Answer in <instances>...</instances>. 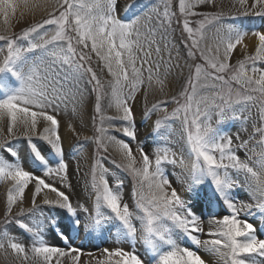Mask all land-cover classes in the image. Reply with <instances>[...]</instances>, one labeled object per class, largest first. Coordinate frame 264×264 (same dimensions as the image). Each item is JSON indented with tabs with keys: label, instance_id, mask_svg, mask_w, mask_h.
Listing matches in <instances>:
<instances>
[{
	"label": "snow or ice",
	"instance_id": "1",
	"mask_svg": "<svg viewBox=\"0 0 264 264\" xmlns=\"http://www.w3.org/2000/svg\"><path fill=\"white\" fill-rule=\"evenodd\" d=\"M199 5L220 10L194 12ZM223 6V0H179L180 16L185 17L183 33L187 35L181 42L184 47L177 49L167 40L168 26L175 15L167 11L170 0L164 13L168 25L155 10L145 12L146 6L139 0L126 3L123 16L118 14V0H0V133L6 128L9 137L27 139L36 169L28 170L18 162V152L11 141L0 142V150L9 154L7 159L0 157V182L9 185L4 223H11L14 207L19 208V214L42 211L39 198L43 205L65 210L73 231L82 224L87 232L114 227L117 243L135 245L139 239L147 246L144 255L135 247L128 250L123 246L85 254L72 245L57 220L49 218L65 246L45 239L43 221L37 219L29 224L17 219L19 227L31 235V244L21 242L8 231L0 233V251L6 258L12 257V264H211L202 258L200 249L214 256L215 264H264V239L258 237L252 223L240 216L253 205L240 201L238 206L233 196L234 189L246 187L257 201L255 207L264 213V31L252 32L254 51L242 53L243 59L233 66L231 58L247 33L223 24ZM230 6H238L244 15L264 17V0H232ZM189 15L203 17L195 30L186 19ZM13 21L25 24L19 34L13 30ZM165 50L167 62L162 55ZM153 52L161 56L159 61L153 59ZM182 59L185 63H181ZM189 60L194 72L190 71L182 89L172 96L176 106L169 111L167 102L158 101L145 112L147 116L163 109L162 117L155 120L156 129L161 128L162 121L169 120H179L182 128L179 156L173 152L170 159L168 149L157 148L153 160L143 144L135 150L131 147L137 139L134 104L138 94L146 98L148 90L165 94V87L174 83L172 74L182 78ZM217 84L220 92L201 94L215 89ZM233 88L240 97L235 105L251 103L258 111L259 123L248 139L239 133L235 137L225 134L220 127L229 112L232 120L240 118L231 100ZM86 93L87 100L95 94L93 124L96 115L103 113L105 102L108 109L115 110V115L96 129L102 134L96 137L97 151L109 153L112 149L118 155L119 160L113 158V163L135 182V207L123 200V181L112 174L110 182L109 168L93 163L90 195L94 207L91 211L83 208L89 215L82 221L69 196L56 186V180L62 186L68 181L58 116L62 106L67 108L71 103L83 129L88 116ZM69 128L79 140L76 127L69 124ZM110 130L121 132L128 140L117 139L109 134ZM257 136L260 151L241 160L233 150L234 139L239 141L236 148L247 152ZM33 138L47 142L48 155ZM10 158H17V162H9ZM164 163L181 168V183L187 184L188 198L167 178ZM30 185L31 207L26 210L22 205ZM205 189L210 194L208 203L216 200L226 209L223 215L209 218L207 232L192 201ZM84 255L88 258L84 259Z\"/></svg>",
	"mask_w": 264,
	"mask_h": 264
},
{
	"label": "rangeland",
	"instance_id": "2",
	"mask_svg": "<svg viewBox=\"0 0 264 264\" xmlns=\"http://www.w3.org/2000/svg\"><path fill=\"white\" fill-rule=\"evenodd\" d=\"M131 2L125 1V0H118V14L123 16L125 15L124 12V6L126 3ZM187 2V0H186ZM194 2V0H193ZM169 3V0H139V4L145 5L144 11L147 12L149 10H155V12L159 13V16L161 19L164 20L165 25H168V17L164 15L165 13V4ZM232 0H223V9L222 11L225 13V16L223 18V24L225 26L232 25L233 27L244 31L248 34L252 33L253 31L259 30L260 28L264 27V17H261L260 19H257V17L260 16H254V15H244L242 12L239 11L238 6L231 7ZM217 11L220 9H209L205 7L204 5H199L197 8L193 9L194 12H206V11ZM169 14L175 13L174 16L171 17V24L168 26L167 31V40L171 42L177 49H182L184 46L181 43L186 33H183V23L185 17H181L179 13V0H170V7L167 9ZM30 20L32 21V17L30 15ZM39 17H37L38 19ZM186 19L189 21V24L193 29L195 30L201 22H203V17L200 15H189L186 17ZM2 23V22H0ZM16 24L15 28L13 29L17 34L20 33L21 29L25 26V24L22 22L21 24L17 25L16 22H13ZM163 31V29H161ZM214 31V29H213ZM160 39V36L157 35V40ZM3 42H0L2 44ZM205 44L201 43V48H204ZM254 48L249 52H253ZM163 60L164 62L168 61V51L165 50L163 52ZM173 58H175L176 52H172ZM199 55V53H197ZM185 56H186V50H185ZM153 59L155 61H159L161 59V56L153 52ZM243 59L242 53L239 55H233L231 58L230 63L235 66L237 64L238 60ZM172 63H175V59H173ZM181 63H185V61L182 59ZM196 63L203 64L202 60H197ZM251 62H249V65ZM92 66L95 69L96 68V60L93 59ZM257 67H261L259 62H257ZM190 71L194 72L193 63L191 60H189L186 64V66L183 69V75L182 78L177 77L176 73L174 72L172 74V77L174 79V85L176 89L172 91V93L168 94L167 90L165 89V94H161L159 92H153L150 91L147 94V97L145 98L144 95L141 94L140 96V111L141 114L135 115V126H136V132H137V139L136 141H133L131 143V147L133 150L136 149L138 144H143L145 147V150L149 153L150 156H152L154 160V153L157 148L160 149H174L175 152H180V145L183 143L182 139V128L180 126L179 120H169V121H162L161 128L156 129L155 128V120L159 117H162L163 115V109H160L157 112H152L149 115L145 116V112L147 109H150L153 104L160 102H167V106L169 108V111L176 105L172 102V96L177 95L178 92L182 89L184 83L187 81ZM251 74V73H250ZM230 75V73H229ZM74 83V81H73ZM153 85L156 89L159 88V85L153 81ZM144 87H147V80L145 81ZM89 89H91V85H89ZM199 90V89H198ZM220 92L221 88L220 85L217 84V87L215 89H209L204 90L201 92L202 95L212 96L213 92ZM223 92L227 93V88L225 87L223 89ZM85 98L87 100V93L85 94ZM227 99V96H226ZM240 99L236 95V89L233 88V94L231 96V100L234 103V106L237 108V115L240 117L239 119L232 120L231 116L232 113L229 112L228 119L224 121L220 127L224 130L225 134L232 135L235 137L237 133L243 138L248 139L249 133L254 131V125H257L259 123L258 118V111L256 107H253L251 103L248 105H244L243 102L239 105H235V101ZM88 102V116L86 117L87 121V131L88 133H84V131H81L80 129V137L79 140H77L76 135L73 134L71 131L68 137L63 138V134L61 133V128H59V134L62 139V145L64 149L65 159L68 163V181L65 185H61L59 183V179L56 180V186L60 188L61 191H64L70 198L73 207L75 208L77 214L80 216L81 220H85L89 213L83 211V208H87L90 211L94 207L93 197L90 195L91 193V169L93 163H103L105 167H108L110 170V175L108 176V179L110 182H112V174H115L123 181V186L121 189L123 200L125 203H128L131 208L135 207V197H134V181L132 177L123 170L116 167V164L113 163V158H115L117 161L119 160V157L115 155L112 150H109V153H103L97 151V142L96 137L98 135H102L100 133L96 132L97 128H100L103 124V121L109 117L115 115V110L108 109L107 104L105 102L104 105V111L102 114L96 115L95 118V124H93L92 115H93V108H94V102H95V94L93 93L90 100H87ZM217 102H219L217 98ZM73 105L71 103L68 104L67 108L61 109V112L58 117H65L67 119H76L77 115L73 114L72 111ZM246 108L250 109L245 110ZM66 119V120H67ZM114 123H120L119 121H115ZM107 126L106 124L104 125ZM159 133V134H158ZM111 135H114L117 139L125 140L127 141V137H123L121 132H115L111 131ZM87 138V139H86ZM66 139V140H64ZM259 137L257 136L255 140H253L249 144V151L246 152L243 148H236V145L239 143V141H236L234 139L233 142V150L236 151V153L239 155L241 160H246L249 157L253 156L254 152H259L260 147L257 145ZM11 141L12 146L15 148V150L18 152V155L21 154V159L23 162L27 164L28 170L35 171V167L33 166V160H32V153L30 151V145L27 141V139L23 137H9L7 135L6 129L3 133H0V142H6ZM34 143L38 145V147L44 152L45 155H48L50 152V146L47 144L46 141L38 138H33ZM90 150L89 152V158L84 159V152L86 150ZM23 154V155H22ZM103 156L104 159L101 161L99 157ZM0 157L3 158H9V154L6 150H0ZM49 159H52V157L49 155ZM17 158H10L9 162H16ZM74 166V169L73 167ZM73 169V170H72ZM163 170L166 173L167 176L173 177L176 182V187L178 191L181 192L182 195L185 196V198L189 197V193L185 191L187 188V184L181 183V181L184 179V176L182 174V170L178 165H173L171 163H164L163 164ZM37 174H41L37 172ZM240 179H243V174L240 175ZM67 183L71 184V187L69 188L67 186ZM6 187V188H5ZM5 191L8 193L9 186H5ZM243 187H238L233 190V196L237 199V203L239 206V202L242 201L240 197V192L242 191ZM210 194L205 191L203 193H200L198 197H192L194 198H200L203 197L200 203H198V208H195L196 214L201 215L203 218V221L205 224H208L209 218L214 214L223 215L226 211H219V205L217 201H214V204L209 206L206 203L209 199ZM212 201V202H213ZM254 202H257L254 200ZM41 205L42 211H37L35 214L28 213L25 211L23 214H19V210L13 212V216L9 219L11 220L10 224L4 223V213L0 216V233L4 231H8L11 235L15 236L18 240L21 242H24L28 245L31 244V238L27 237V234L23 232V229L19 227V225L16 223V219H19L22 222H26L31 224L34 222V220H41L44 222V226H48L46 223L50 222L49 218H53L57 221L64 220L66 221V227H67V234L68 237L72 243L73 246L82 245V251L89 253V252H95V249H99L101 245L103 244H109L111 248L113 247H120L123 246L127 248L128 250H132L133 247L137 251L141 253V255H144L147 252V246L138 239L137 243L133 245L131 242L128 243H117V233L116 229L114 227H111L110 230H101L100 232H87L85 231L83 224L80 226L78 231H73L70 228L69 220L66 211L64 210V216L59 211V207H53L49 205H43L42 202H37ZM83 206V207H81ZM31 207V202L28 207L25 209ZM218 209V211H216ZM247 209L243 210L246 211ZM54 214V215H51ZM241 216V213H240ZM137 226L138 222H137ZM58 242L64 245V242L62 240H58ZM50 244H53V241L50 242ZM77 244V245H76ZM101 248V247H100ZM201 250V249H200ZM1 264H12V259H7L6 257L1 258Z\"/></svg>",
	"mask_w": 264,
	"mask_h": 264
},
{
	"label": "bare ground",
	"instance_id": "3",
	"mask_svg": "<svg viewBox=\"0 0 264 264\" xmlns=\"http://www.w3.org/2000/svg\"><path fill=\"white\" fill-rule=\"evenodd\" d=\"M125 1H129V0H125ZM19 15H20V10H18V12H17V17H19ZM27 19L28 20L31 19L30 15L27 16ZM13 22H16V21H13ZM21 23H18L17 25H19ZM259 31H264V27L260 28ZM255 43H256V41H255V38L252 35V33L246 35L245 38H244L243 43L241 45L237 46V49L234 51L233 55H239L241 53H244L245 51L250 52L254 48ZM170 79H172V78H170ZM165 89L167 90V93L170 94V93H172V91H174L176 89V87H175L174 84H171V85L166 86ZM150 91L151 90H148V92H150ZM140 96H141V94H138V99L136 100V102L134 104V113H135V115L141 114V111H140L141 110L140 109L141 105L139 103ZM58 119L60 120V128H61V133L63 134V138L68 137V135L71 132V130L69 128V124L74 125L76 127L77 131H80V129H81V131L85 130L84 133H88L87 127H86L87 126V121H86V126L83 127V129H82L81 128L82 121H81V119L79 118L78 115H77L76 119H67L65 117H58ZM85 120H86V117H85ZM67 139H69V137ZM64 140H66V139H64ZM89 151L90 150L87 149L84 152V156H85L84 159H88L89 158V153H90ZM168 151H169V158L171 159V155L175 151H174V149H168ZM112 152L115 155H117L115 153V151L112 150ZM175 153L177 154V156H179L177 152H175ZM20 157H21V154L18 155V162L22 163L23 166L27 169V167H26L27 164L25 162H23V160ZM16 162H17V159H16ZM72 167L74 169V166H72ZM167 178L170 179V181L172 182L173 186H176V182H175L173 177L167 176ZM6 185L9 186L7 183L0 182V216L3 213H5V210H6V200H7V193L5 191V188H6L5 186ZM32 190L33 189H32L31 185L29 186L28 189H26L25 202L22 205L24 208H26V207H28L30 205V197H31ZM240 197H241V200L243 202L253 205V207L250 210L247 209L246 211H242L241 212V218L246 219L250 223H252L255 226V228L257 229L258 237L264 239V213H262L259 208L255 207L257 202H254L255 199L252 197V194L247 190L246 187H243L242 191L240 192ZM201 200L203 202V197L192 199L194 210H195V208H198V203H200ZM37 202H40L39 198H38ZM206 203L208 204V201ZM212 204H214V201L211 202V204H208V205L211 206ZM218 209H220L219 211H226V209L223 207L222 202L219 203V208ZM218 209L216 211H218ZM17 210H19V208H16V207L13 208V212H15ZM51 215H54V214H51ZM214 215H219V214H214ZM204 227H205V232H207L208 231V224L204 223ZM59 229L63 230L65 232V229L63 227L59 226ZM54 234L57 235V228L56 227H54V226H44V237L49 243H50V241H49L50 239L59 238L58 235L54 236ZM202 238L207 239L208 237L206 235H202ZM56 243L57 242L55 241L54 245H56ZM189 246L193 247V248L195 247V246H192V245H189ZM76 247L82 249V245H77ZM105 247L111 248V246L109 244H104V246L99 248V249H102V248H105ZM99 249L95 250V252H92V253L94 255L97 254ZM83 253L86 254V252H83ZM199 253H200V255L202 256L203 259H205L206 261H211V264H215V257L214 256H212L211 254L205 252L203 249L199 250ZM2 257H6V256H5V254L2 251H0V264H1V261H2L1 260ZM87 258H88L87 255H84V259H87ZM7 259L10 260V259H12V257L9 256V257H7Z\"/></svg>",
	"mask_w": 264,
	"mask_h": 264
}]
</instances>
